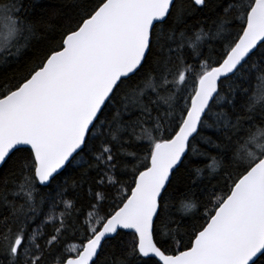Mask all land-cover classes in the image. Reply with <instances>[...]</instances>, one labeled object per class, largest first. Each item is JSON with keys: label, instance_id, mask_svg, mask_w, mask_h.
<instances>
[{"label": "snow or ice", "instance_id": "6c2138e0", "mask_svg": "<svg viewBox=\"0 0 264 264\" xmlns=\"http://www.w3.org/2000/svg\"><path fill=\"white\" fill-rule=\"evenodd\" d=\"M68 8L0 0V264H264V0Z\"/></svg>", "mask_w": 264, "mask_h": 264}, {"label": "trees", "instance_id": "16d2710c", "mask_svg": "<svg viewBox=\"0 0 264 264\" xmlns=\"http://www.w3.org/2000/svg\"><path fill=\"white\" fill-rule=\"evenodd\" d=\"M41 2L46 7L50 8L52 10H57L61 14L67 13L68 11H70V9L68 8V4L70 3V0H41ZM175 195H176L177 200H178V198L181 194L176 193ZM175 202L176 201H173V203H175Z\"/></svg>", "mask_w": 264, "mask_h": 264}]
</instances>
